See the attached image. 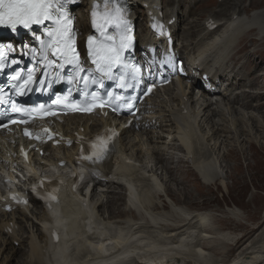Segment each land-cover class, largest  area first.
<instances>
[{
	"label": "bare ground",
	"instance_id": "bare-ground-1",
	"mask_svg": "<svg viewBox=\"0 0 264 264\" xmlns=\"http://www.w3.org/2000/svg\"><path fill=\"white\" fill-rule=\"evenodd\" d=\"M172 1H174V6L168 8ZM189 1L129 0V3L132 6L133 16H140V13L145 11L142 8L144 2L152 10H158L159 7H163V4L168 6L165 16L167 21L176 19L172 31L176 41L180 37L182 47L179 49V46L176 45V48L179 50L181 58L186 60L189 66L197 70L201 69L200 77L205 72L210 71L214 73L213 81H216L217 76H220L224 82H227L226 89L214 96L217 100L216 103H213L210 96L205 92L202 95L203 101L194 95L193 86L200 85V80L194 81L191 85L192 87L189 86V83L182 81L176 86L167 87L165 89V97L160 95L145 105L143 111L147 115H145L141 123L143 129L140 130V133L135 130V125L129 130H123L126 122L113 118L105 120L95 117H73L66 120V128L61 126L62 131L65 129V132L69 135H72L70 132L74 131L82 134V130H84L83 135L91 136L92 133L108 126H116L119 130H122V136L119 139L120 152L117 159L113 165H106L98 169V172L103 175L101 177L106 180L95 183L90 194H85L82 191L81 193L66 195L67 203L64 204L66 211H72L75 214L72 218L76 220L81 233L74 238L76 239L74 241L80 244L85 253H87V248L89 247L94 250L97 248L102 250V247H97L84 241L83 226L85 222L82 220L77 222V220H87L84 214L86 211L91 216L89 224L95 221L94 225H98L99 220L101 226L97 228L102 232L103 229H106L119 233L116 237L117 239L113 240V242L120 246L126 247L127 245L129 248L123 254L135 256L119 260L117 264H206L208 258V255H206L208 251L206 243L213 239L210 228L206 226L207 216L199 215L198 212L196 214H187L186 216L178 213L182 217L176 218L177 216H174L176 218L175 222L178 223L177 225H172V223L171 226L163 224L164 220H161L163 215L161 210L159 211L158 205L147 196L149 194L148 190H146L148 193L141 194L138 186V182H141L145 183L152 192L156 188L158 189L159 185L156 184L155 175L151 176L150 172H143L141 174L142 178H140L141 181L125 182L127 172L129 170H137L135 163H133L134 157L141 160V163H144L146 157H152L156 160V166L162 165L166 169L167 164L175 166L181 162L180 159L182 157H176L173 154L174 151L179 152L184 155L182 163L185 164V167L197 181H200L203 185L210 186L214 183L217 184V177H202L199 170L206 166L216 168L217 160L220 158L219 155H221L219 148L222 147L223 141L221 142V140H224L223 136L228 135L227 140H231L230 135L238 133L239 143L245 137L246 139L244 138L243 142L253 144L252 142L254 141L251 142V133L253 134V131L256 133L261 132V135H264V121L257 120L256 117L259 114L264 119V90H257L261 84V78H263L264 69L262 64H264V54L260 53L257 48L256 51L250 53L251 47L245 50L246 46H242L244 42H247L245 40L246 37L253 45H256L259 40L262 41L259 37L264 34V21L256 19V23L248 24L247 22L244 23V20L251 22V18L255 15L262 19L263 14L257 13V9L264 8L254 7V0H248L249 6L245 5L248 2L246 0H225L226 8L232 12L231 19H218L206 16L205 22L200 24L198 19H194V16L201 13V7L205 0H192V3H189ZM85 6L91 8V0ZM184 6L186 8L183 10ZM235 17L242 19V22L233 26L236 22ZM190 18L192 19L190 20ZM80 19L78 22L79 27L84 25L83 15L80 16ZM210 21H213L214 24H219L217 31L210 32L208 30ZM182 23L185 24L184 30L181 32ZM253 36H257V40ZM138 38L140 42H150L146 26L138 34ZM192 56L199 62H191ZM125 136H127V144ZM247 138L250 139L247 140ZM233 140H236L235 135ZM213 141H216V143L212 149L211 143ZM200 142L203 144L201 145ZM204 145L209 146L207 151H204V147H201ZM146 146H150V153L144 151ZM137 148L140 149L137 150ZM211 149L212 152L210 151ZM0 151H2L1 148ZM47 152L49 153L46 156V160L51 163L56 172L63 173L67 170L56 168L58 163L63 159L74 162L77 151L65 148H47ZM53 152H58L64 158H55ZM139 153L142 154L143 158L140 159ZM222 156L226 158L225 154ZM1 159L5 160L3 155H1ZM174 170H179L178 166L170 173L172 174ZM33 173L34 175L39 174L38 171H33ZM116 180L117 182H115ZM100 188L109 190L107 202L103 200V197L97 200ZM121 188L130 192L131 199L128 200L127 196H123L122 192H119ZM170 192L167 193L166 198L174 203L175 201L179 204L182 203L175 200L174 196L176 195L173 196ZM160 196H158V199H161ZM86 200L88 201L86 202ZM121 201H123V206L126 207V209H123L124 215L137 216L136 212L128 209V201L129 203L137 202L141 209L154 219V223L148 221L147 218L146 226L136 227L134 222L140 219L136 217L135 219L132 216H128L132 218L130 222H117L118 217L113 216L114 212L111 209L115 210L114 203L119 205ZM192 204L195 203L191 202ZM37 208H39V212H32L30 217L27 209L9 215L4 213L3 207L0 206V252H2L0 264H13V261H16V264H53L52 255L54 250L48 246L46 238V231L49 227V213L44 207ZM101 208H105V213L106 210L109 212V217L104 219V221L100 219ZM55 210H52L50 214H54ZM17 215L18 217H16ZM119 218L122 219L124 217ZM192 222L194 225L193 230H188L187 227L184 228L186 230H181L183 223H186V226H191ZM21 223H24V226ZM18 226L17 234L16 228ZM155 227L162 232L165 231L164 229L170 230L171 233L164 232L165 234L162 235V238L152 237L150 241L145 237L138 238V234L142 230L154 229ZM10 230H12V233H10ZM194 230H197L199 234L196 235ZM257 230L254 229L249 236H243L239 240L234 241V243H229L230 246L236 247L240 245L245 240L250 239ZM177 231L181 232L178 233ZM174 232L178 234H174ZM186 232L188 233L187 236L185 235ZM25 234H28V236L25 237ZM194 237L196 242L191 240ZM221 239L223 241L234 240L230 236L224 235ZM16 242L20 243L21 248L16 249L14 247ZM61 242L65 243L64 236L61 237ZM22 246H27V251ZM51 251H53V254H51ZM88 262L89 258L76 264H88ZM222 264H264V243H254L250 248L245 249L242 255L235 258L233 263L223 262Z\"/></svg>",
	"mask_w": 264,
	"mask_h": 264
},
{
	"label": "rangeland",
	"instance_id": "rangeland-1",
	"mask_svg": "<svg viewBox=\"0 0 264 264\" xmlns=\"http://www.w3.org/2000/svg\"><path fill=\"white\" fill-rule=\"evenodd\" d=\"M192 2H193L192 0L189 1V3ZM248 2H246L245 4L246 6H249ZM172 6H174V1H172L169 7L163 4L164 7L163 12L165 13L166 8L167 7L172 8ZM258 6L264 8V0H254V7H258ZM185 8L186 6L183 7V10ZM257 10H258L257 13L263 14V18L262 19L258 18L259 16L255 15L253 16V18L255 19L251 18V22L244 20V23L247 22L248 24H254L256 23L255 22L256 19L260 21H264V12H262V10L264 9H257ZM228 12L231 11L226 8L225 0H205L203 6L201 7V13L195 15L194 19H198L200 24H203L205 22L206 16H211L220 19H226V18L231 19L232 12L230 14ZM80 13L81 14L83 13L82 15H85L82 9L78 12V14ZM140 15L146 18L144 12L140 13ZM191 19L192 18H190V20ZM184 24L185 23L181 24V32L182 30H184L183 29ZM142 28H144V26L139 25V33L141 32ZM246 38L245 40L249 43L244 42V44L242 45L243 47L246 46L245 50H248V47H251L252 49L250 53H252L253 51H256L257 48V50H259L260 53L264 54V34L259 37V39H262V41L259 40L256 45L251 44L250 40ZM253 38L257 40V36H253ZM178 40H180V38L177 39V46L179 45L180 47L181 42L180 41L178 42ZM262 68L264 69V64H262ZM262 77L263 78H261V82H260L261 84L259 85V89H257L259 91L264 90V71ZM256 117L257 120L264 121L262 115L260 117L259 114H257ZM253 132H254L253 134L251 133V142L254 141L252 142L253 144L243 142V139L245 137H243L239 143L238 133L237 134L234 133V135L236 136L235 141L234 140L232 141V139H234L233 133L232 135H230L231 140H227L228 135L223 136L224 140H221V142L223 141V144L222 147L219 148V151L221 150L220 151L221 155H219V153L216 152V154L220 156V158H218L217 160V165H216V170L218 172L217 174H219L217 184L214 183L211 184L210 186H206L200 183V181L198 182L197 179L185 167V164L182 163L183 158L180 159L181 162L179 164L175 166L173 165L169 166V164H167V166L165 167L166 169H164L162 165L156 166L157 163L155 159H152L150 157L146 158L145 159L146 164L144 163L145 164L144 166L141 163V160L134 157L133 163H135L134 165H136L137 170H129L127 172V177L125 182L141 181L140 178H142L141 174L143 172L146 173L150 172V174L155 175L156 184L159 185L158 189L156 188L152 192L149 189V187L146 186L145 183H141V182H138V186H139V191H141V194H146L149 192L147 196L151 198V201H154L155 204L158 205L159 211L161 210V213L164 216V217L161 216L162 217L161 220H164L163 221L164 225L171 226V223L172 225L178 224L175 222V220L176 218L178 217L181 218L182 216L178 214V212L176 211L177 209L179 211L182 209L180 212L184 216H186L187 214L190 215L192 213L196 214L197 212L199 213V215L202 214V216L205 215L207 216L206 226L210 228L213 234L212 235L213 239H211L209 242L206 243L207 244L206 247L208 248L206 255H208L209 258V259L207 258V262H208L207 264H217V263L222 264L223 262L233 263V260L235 258H238L240 255H242L243 252H245V249H248V247L250 248L251 245H254V243L255 244L264 243L263 242L264 241V135H261V132L260 133H256L255 131ZM248 139L250 138H247V140ZM125 140H127V136H125ZM229 141H231L232 143L230 142L231 143L230 144ZM126 142H128V140ZM215 143L216 141H213L211 143L212 149L214 148L213 145H215ZM200 144L202 145L203 143L200 142ZM201 147H204L205 149L204 151H207L209 146L204 145ZM212 149L210 150L211 152ZM145 150L148 153H150L148 146L145 147ZM173 154L176 157H183L182 154L176 151H174ZM224 154L226 155V158H223L222 155ZM138 155L139 157L143 158L141 153H139ZM177 166L179 170L177 171L174 170L173 173L171 174L170 172ZM141 169L144 171H142ZM152 169L153 171H151ZM222 182L224 183V185ZM146 190H148V192ZM108 192H109L108 189L100 188L98 190L99 196L97 200L103 197V200L107 202L109 197ZM119 192H122L123 196L127 195V191L124 189L122 190V188L119 190ZM168 192H170L173 196L176 195L174 196L175 200L181 201L182 203L179 204L176 201L174 203L170 199L166 198ZM156 194L157 196H155ZM158 196H160L161 199H158ZM191 202L195 204L191 205ZM119 205L117 203H114L115 210L111 209V211L114 212L113 216L118 217L116 221L122 223L132 221V218L128 217L132 215H124L123 213V209H126V207L123 206V201H121ZM101 210H102L101 212L102 215L100 219L104 221V219H107L109 217V212L108 210H106L105 213V208H101ZM35 211H37V208H34L32 210V212ZM136 215L137 216H132L133 218L136 217L140 219L139 221L136 220V222L134 223L136 227L146 226L147 217L144 216V214H140V213H137ZM119 217H124V218L120 219ZM186 225H187L186 223H183L181 230H183L185 227H187L188 230H193L194 228L193 222L191 226H186ZM254 229H258V230L250 239L245 240L243 243H241L236 247L230 246L229 243H234V241L239 240L243 236L246 237L249 236V234ZM164 230L165 231L162 232L161 230L157 229V227H155L154 229H145L138 234V238L145 237L150 241L151 240L150 238L152 237L162 238V235L165 234L164 232L171 233L170 230H166V229ZM177 232L179 233L181 231H177ZM177 232H174V234L175 233L178 234ZM194 233L196 235L199 234L197 230H194ZM187 234L188 233L186 232L185 235L187 236ZM223 235L230 236V238L234 240L229 239V241L228 240L223 241L221 239ZM191 240L196 242L195 237ZM22 247L26 248L25 246ZM15 248L16 249L21 248L19 242L15 243ZM1 254L2 252L0 253V255ZM12 263L16 264V261H13Z\"/></svg>",
	"mask_w": 264,
	"mask_h": 264
},
{
	"label": "snow or ice",
	"instance_id": "snow-or-ice-1",
	"mask_svg": "<svg viewBox=\"0 0 264 264\" xmlns=\"http://www.w3.org/2000/svg\"><path fill=\"white\" fill-rule=\"evenodd\" d=\"M110 0H105V6L107 8ZM67 3H76V0H0V26L11 29L12 32L17 31L18 26H22L24 29H32L33 25H43L45 20H53L58 27L55 29H48L47 34L49 37L59 36L61 39L52 42L49 46L53 48L54 55L60 57L64 63L72 64L76 68H79V53L75 49V41L71 35V28L69 27L71 21L66 20L67 12L62 11V5ZM55 9V15L52 10ZM127 9L119 6L113 8L110 13L106 12L103 17L104 24L97 23L95 17L96 12L92 13L93 25L100 31V35L104 38L103 42L97 43L94 36H90L87 41L88 55L92 57V62L96 64L99 72L103 73L110 80H118V87L121 89L134 88L135 84L126 83L125 77L128 76L131 81L139 83L142 78V70L139 65L125 62L124 52L126 49H130L133 43L132 29L130 20L127 18ZM112 24L116 28V35H106V25ZM152 28L156 31L157 35H164V26L159 22H155ZM38 39V37H37ZM44 46L45 42L40 41ZM9 48L11 46H8ZM160 59H153L149 65V75L152 71H159L162 68L175 69L177 72H182L183 69L175 65L171 54L166 51L163 54L158 53ZM45 59H47L45 55ZM55 61H48V66L51 67ZM63 67V64L59 65ZM4 67L3 56L0 55V69ZM122 68L123 74L120 76L113 75V69ZM82 70V69H81ZM78 74V73H77ZM18 75V74H17ZM12 79H17L16 76ZM74 77L69 78V82ZM166 79V77H165ZM32 79L31 73L24 81V86H30L36 83ZM83 83L87 86L89 83L95 84L96 80L89 81L87 77H84ZM104 87L103 83L100 84ZM16 87V85H13ZM41 87L43 83L41 82ZM155 87L152 83L143 89L142 94H150ZM22 94V93H21ZM109 100L113 99L112 94H108ZM98 97L93 96V101H96ZM116 100H123L124 97L120 95L115 96ZM134 98H130L126 103V107L129 112H132ZM59 103V100L57 101ZM104 103H93V107H104ZM90 111L91 109H85ZM13 111H19V109L13 108ZM16 121H13L15 123ZM28 134V133H26ZM110 139V138H109ZM92 155L85 156L84 159L96 163L106 158L110 151L108 142L101 140L99 146L93 144Z\"/></svg>",
	"mask_w": 264,
	"mask_h": 264
}]
</instances>
